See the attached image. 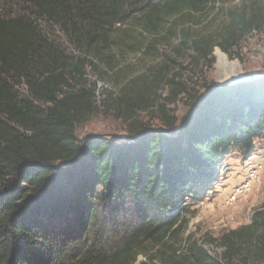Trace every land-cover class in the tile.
Returning a JSON list of instances; mask_svg holds the SVG:
<instances>
[{"label":"trees","instance_id":"1","mask_svg":"<svg viewBox=\"0 0 264 264\" xmlns=\"http://www.w3.org/2000/svg\"><path fill=\"white\" fill-rule=\"evenodd\" d=\"M220 9L231 24L218 41L185 26ZM263 27L264 9L220 0H0V264L264 263V209L222 235L220 256L189 231L226 156L264 141V76L210 88L164 128L134 120L145 100L129 98L116 114L129 138L78 134L97 111L87 69L155 56L173 38L211 61L213 42L228 52Z\"/></svg>","mask_w":264,"mask_h":264},{"label":"rangeland","instance_id":"2","mask_svg":"<svg viewBox=\"0 0 264 264\" xmlns=\"http://www.w3.org/2000/svg\"><path fill=\"white\" fill-rule=\"evenodd\" d=\"M226 8L248 11L264 9V0H220ZM231 24V19L220 9L199 25L186 24L193 37L211 36L218 41L219 35ZM234 28V26H233ZM70 48V44L65 41ZM221 49L232 61L239 60L242 70L239 74L247 81L264 76V27L246 35L237 46L226 52L213 42L209 58H202L186 46H180L177 38L159 45L155 56L132 54L115 61L112 66L101 65L96 71L87 69V85L96 87L97 106L95 114L78 126L82 138L88 134H103L111 139H127V124L116 117L125 108V100L144 98L134 108V120L152 127L164 128L165 113L175 115L179 122L190 110L195 98L204 97L210 88L223 84L217 71L216 50ZM71 49V48H70ZM160 74L173 79L177 84H167L162 90L154 85ZM185 88L177 102L171 103L175 90ZM112 95L111 106L105 104ZM190 222L193 239L202 243L213 256H220L224 249L219 245L223 234L248 226L253 216L264 209V141L255 140L254 154L250 158L232 150L221 166V180L207 196L192 208ZM235 264H264L250 259H241Z\"/></svg>","mask_w":264,"mask_h":264},{"label":"bare ground","instance_id":"3","mask_svg":"<svg viewBox=\"0 0 264 264\" xmlns=\"http://www.w3.org/2000/svg\"><path fill=\"white\" fill-rule=\"evenodd\" d=\"M217 71L222 82H229L240 77L239 72L242 70V64L239 60L232 61L229 56L221 49L216 50Z\"/></svg>","mask_w":264,"mask_h":264},{"label":"water","instance_id":"4","mask_svg":"<svg viewBox=\"0 0 264 264\" xmlns=\"http://www.w3.org/2000/svg\"><path fill=\"white\" fill-rule=\"evenodd\" d=\"M245 81H247V79L245 77H243V76H240L238 78H235L234 80H231L229 82H226V83L219 84V85L215 86L213 88V91H216L217 89H219L222 86H231V85H234V84H237V83H240V82H245Z\"/></svg>","mask_w":264,"mask_h":264}]
</instances>
